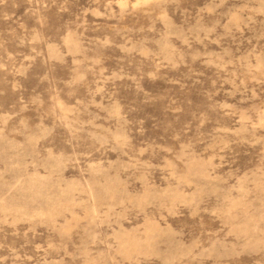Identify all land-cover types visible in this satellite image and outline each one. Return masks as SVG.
I'll use <instances>...</instances> for the list:
<instances>
[{"label":"rangeland","instance_id":"374dc122","mask_svg":"<svg viewBox=\"0 0 264 264\" xmlns=\"http://www.w3.org/2000/svg\"><path fill=\"white\" fill-rule=\"evenodd\" d=\"M0 264H264V0H0Z\"/></svg>","mask_w":264,"mask_h":264}]
</instances>
